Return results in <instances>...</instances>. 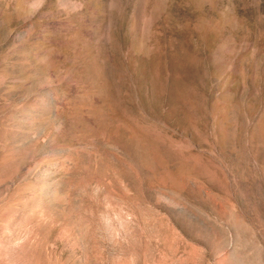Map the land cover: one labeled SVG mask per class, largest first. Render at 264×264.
<instances>
[{
    "label": "rangeland",
    "instance_id": "374dc122",
    "mask_svg": "<svg viewBox=\"0 0 264 264\" xmlns=\"http://www.w3.org/2000/svg\"><path fill=\"white\" fill-rule=\"evenodd\" d=\"M0 264H264V0H0Z\"/></svg>",
    "mask_w": 264,
    "mask_h": 264
}]
</instances>
